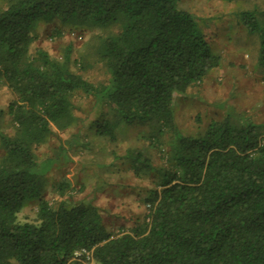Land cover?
I'll return each instance as SVG.
<instances>
[{"label": "trees", "instance_id": "trees-1", "mask_svg": "<svg viewBox=\"0 0 264 264\" xmlns=\"http://www.w3.org/2000/svg\"><path fill=\"white\" fill-rule=\"evenodd\" d=\"M233 2L235 0H223ZM245 27L260 38L258 65L264 67V29L251 12ZM110 29L98 57L108 79L95 85L71 70L72 50L62 62L41 49L30 54L40 24ZM63 33L54 32L56 38ZM221 64L194 17L178 0H6L0 8V86L16 99L8 111L13 135H0V264H264V125L237 124L227 117L191 136L178 129L174 98ZM81 91L105 105L111 120L97 134L116 142L119 124H149L172 137L167 168L146 204L148 221L132 233L112 236L99 207L44 197L36 147L52 126L74 123L73 95ZM127 157L153 169L141 153ZM68 185H61L63 197ZM38 201L37 222L19 215Z\"/></svg>", "mask_w": 264, "mask_h": 264}, {"label": "rangeland", "instance_id": "rangeland-1", "mask_svg": "<svg viewBox=\"0 0 264 264\" xmlns=\"http://www.w3.org/2000/svg\"><path fill=\"white\" fill-rule=\"evenodd\" d=\"M6 0H0V8ZM178 8L189 12L199 31L206 37L220 66L184 95L174 98L175 121L184 135L195 136L206 131L215 121L230 117L237 124L264 125V67L258 65L260 38L243 24L242 13L251 12L264 29V0H178ZM63 33L56 38L54 32ZM117 29L63 26L59 21L42 23L38 39L30 54L46 51L62 62L68 48L72 50L71 70L98 85L108 79L98 57L102 40L116 34ZM16 99L6 86H0V135H13L16 124L8 111ZM74 123L65 130L52 126L48 141L36 147L40 164L44 197L52 207L62 200L91 202L99 207L108 234L132 233L148 221L151 208L146 204L156 189L160 175L167 168L166 153L172 137L158 135L149 124H119L116 142L97 134L99 124L111 120L109 109L94 97L81 91L73 95ZM141 153L151 161L153 169L135 168L140 164L127 157ZM4 151L0 143V160ZM69 188L63 197L61 185ZM38 201L28 203L19 215L21 223L37 222ZM94 264V263H91Z\"/></svg>", "mask_w": 264, "mask_h": 264}, {"label": "built area", "instance_id": "built-area-1", "mask_svg": "<svg viewBox=\"0 0 264 264\" xmlns=\"http://www.w3.org/2000/svg\"><path fill=\"white\" fill-rule=\"evenodd\" d=\"M75 257H77V258H84L85 257L86 258V261L89 264H91V263L94 262L91 252H88L86 250H81V251L76 252L75 253Z\"/></svg>", "mask_w": 264, "mask_h": 264}]
</instances>
